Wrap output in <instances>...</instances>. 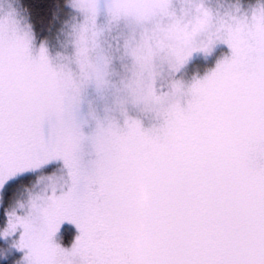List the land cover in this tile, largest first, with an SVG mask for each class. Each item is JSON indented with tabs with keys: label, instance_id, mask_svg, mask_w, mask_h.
I'll return each instance as SVG.
<instances>
[{
	"label": "snow or ice",
	"instance_id": "obj_1",
	"mask_svg": "<svg viewBox=\"0 0 264 264\" xmlns=\"http://www.w3.org/2000/svg\"><path fill=\"white\" fill-rule=\"evenodd\" d=\"M0 264H264V0H0Z\"/></svg>",
	"mask_w": 264,
	"mask_h": 264
},
{
	"label": "trees",
	"instance_id": "obj_2",
	"mask_svg": "<svg viewBox=\"0 0 264 264\" xmlns=\"http://www.w3.org/2000/svg\"><path fill=\"white\" fill-rule=\"evenodd\" d=\"M27 4L32 5V10L37 20L40 23L47 24L51 19V14L55 11L56 5H58L61 0H25ZM63 234L69 242L74 234V229L70 225H63Z\"/></svg>",
	"mask_w": 264,
	"mask_h": 264
},
{
	"label": "rangeland",
	"instance_id": "obj_3",
	"mask_svg": "<svg viewBox=\"0 0 264 264\" xmlns=\"http://www.w3.org/2000/svg\"><path fill=\"white\" fill-rule=\"evenodd\" d=\"M63 226H62V229H61V232H60V239H61V241L64 243V244H70L71 243V240L73 239V237H74V234H73V237H72V239L69 241V242H67V238H65V236H62V234H63Z\"/></svg>",
	"mask_w": 264,
	"mask_h": 264
}]
</instances>
